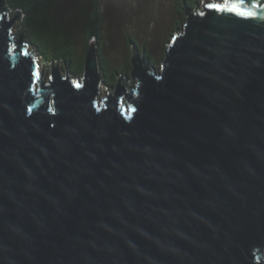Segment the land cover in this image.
<instances>
[{"label":"water","instance_id":"1","mask_svg":"<svg viewBox=\"0 0 264 264\" xmlns=\"http://www.w3.org/2000/svg\"><path fill=\"white\" fill-rule=\"evenodd\" d=\"M183 16L100 98L93 42L44 78L0 0V264H264V0Z\"/></svg>","mask_w":264,"mask_h":264},{"label":"rangeland","instance_id":"2","mask_svg":"<svg viewBox=\"0 0 264 264\" xmlns=\"http://www.w3.org/2000/svg\"><path fill=\"white\" fill-rule=\"evenodd\" d=\"M91 1L56 0V6H53V10L57 11L56 17L66 19L65 23H62L63 29L69 33L70 37L76 38L74 50L77 56L82 52L79 41V26L81 23L83 24V20H80V13L89 10ZM177 1L98 0V10L102 20L99 26L100 45H95L97 59H103L109 69H121L130 60L131 45L128 42L132 40L133 47L138 49L139 53H142V48L144 49V55L148 56L149 68L158 70L167 47L165 44H168L170 37L174 32L176 33L175 23L179 19L175 12ZM7 11L10 16L14 14L9 8ZM19 15L20 20L14 22L13 30L15 33H20L19 28H21L26 39V31L21 26L22 16L20 13ZM35 50L38 53L39 68L42 70L43 77L47 78L50 75L51 63L54 66L58 62H50L49 57L45 58L39 54L37 49ZM58 69L61 76L64 77L65 67L63 63L59 62ZM67 75L73 79H80L82 76H73L68 68ZM118 77H120L119 84L123 86L126 84V87L132 85L133 81L130 79L129 73L128 75L119 74ZM99 91L101 98L102 92L104 94L107 91L111 92L112 88L105 87L102 83Z\"/></svg>","mask_w":264,"mask_h":264},{"label":"trees","instance_id":"3","mask_svg":"<svg viewBox=\"0 0 264 264\" xmlns=\"http://www.w3.org/2000/svg\"><path fill=\"white\" fill-rule=\"evenodd\" d=\"M200 0H178L175 12L179 16L175 23V30H179L184 23L183 5L193 8ZM56 0H5V5L12 12H19L22 16L21 26L26 31L27 40L50 62H61L69 72L76 77L82 75L84 57L91 44L100 45L99 26L102 20L98 10V0H92L87 12L80 13L83 24L79 26V41L82 47L80 55L75 54L74 45L76 38L70 37L63 29L66 19L56 17L57 11L53 10ZM174 35V34H173ZM129 45L133 44L129 40ZM144 53V49L142 48ZM148 60V56L144 55ZM150 60V59H149ZM99 67L102 70L103 84L105 87H113L119 74L128 75L130 63H126L121 69H109L106 62L99 58Z\"/></svg>","mask_w":264,"mask_h":264},{"label":"snow or ice","instance_id":"4","mask_svg":"<svg viewBox=\"0 0 264 264\" xmlns=\"http://www.w3.org/2000/svg\"><path fill=\"white\" fill-rule=\"evenodd\" d=\"M209 7H214V8H217V9H221L222 10V6L221 5H209ZM242 14H246V15H253L252 13H242Z\"/></svg>","mask_w":264,"mask_h":264}]
</instances>
